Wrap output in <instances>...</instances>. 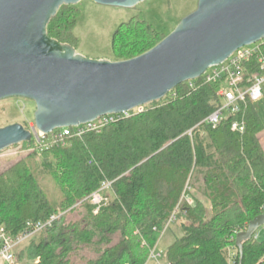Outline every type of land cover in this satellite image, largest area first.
Listing matches in <instances>:
<instances>
[{
    "label": "trees",
    "instance_id": "16d2710c",
    "mask_svg": "<svg viewBox=\"0 0 264 264\" xmlns=\"http://www.w3.org/2000/svg\"><path fill=\"white\" fill-rule=\"evenodd\" d=\"M79 16L77 6H63L48 26L49 36L76 48ZM162 37L132 18L115 32L113 55L132 60ZM255 62L252 73L260 70ZM220 105L216 88L199 78L194 88L184 83L100 134L68 137L65 145L44 149L34 138L22 143L34 151L0 176V230L16 236L28 223L62 215L20 251L19 259L33 264H147L176 212L188 223L165 251L168 264H233L231 253H236L234 264H240L236 237L264 214V149L259 142L264 124L254 103H248L236 119L216 128L200 125ZM241 118L247 124L243 135L231 130ZM32 157L40 158L43 174L53 176L62 193L59 206L39 184ZM105 182L112 185L95 213L88 198ZM192 182L211 209L195 194L191 202L184 201ZM79 209L81 218L68 221ZM242 264H264V240L256 233L243 241Z\"/></svg>",
    "mask_w": 264,
    "mask_h": 264
},
{
    "label": "water",
    "instance_id": "95a60500",
    "mask_svg": "<svg viewBox=\"0 0 264 264\" xmlns=\"http://www.w3.org/2000/svg\"><path fill=\"white\" fill-rule=\"evenodd\" d=\"M81 1L0 0V102H35V126L46 135L160 101L264 40V0H199L198 9L146 54L121 62L93 60L48 34L60 9ZM92 1L130 9L146 0ZM32 138L22 124L2 127L0 154ZM263 226L264 214L237 235L240 264L243 241Z\"/></svg>",
    "mask_w": 264,
    "mask_h": 264
},
{
    "label": "rangeland",
    "instance_id": "374dc122",
    "mask_svg": "<svg viewBox=\"0 0 264 264\" xmlns=\"http://www.w3.org/2000/svg\"><path fill=\"white\" fill-rule=\"evenodd\" d=\"M198 4L199 0H146L134 8L126 9L103 6L92 0H82L76 5L80 10V16L74 29V34L78 39V44L75 48L76 53L93 60H108L111 62L124 61L114 57L112 47L113 36L122 24L129 22L132 18H138L146 22L154 32L165 36L157 39V43L155 44L156 47L166 37L172 34L186 17L193 14L198 9ZM249 48H254V45L249 46ZM152 49H150V51ZM255 104L264 123V99H261ZM35 113L36 104L31 100L16 98L1 101L0 128L16 123L28 127L32 124L35 125ZM30 153L32 152L24 149L22 145L15 146L1 153L0 176L20 162L28 159ZM29 163L39 184L42 186L53 205L59 206L62 193L53 176L41 172V160L39 157L30 158ZM188 190L190 191V196L184 199L185 202L186 200L187 202H191L193 194L202 201H206L203 195L198 191L197 183L192 182ZM206 207L209 208V206ZM82 213L83 211L81 209L72 212L68 216V221L79 220ZM185 223H188L185 218L177 216L173 224L164 231L165 234L161 237L158 247L156 248V253L161 254L162 257L155 260L152 259L151 255V259L147 264H168L165 258V251L174 243L176 236H179L177 234H179L180 226ZM259 236H261L259 241H263L264 226L257 230L256 238ZM117 240L118 237L115 238V241ZM27 247L28 245L17 252L14 264H33V262L27 259H19L20 253L26 250Z\"/></svg>",
    "mask_w": 264,
    "mask_h": 264
},
{
    "label": "built area",
    "instance_id": "2783aa9c",
    "mask_svg": "<svg viewBox=\"0 0 264 264\" xmlns=\"http://www.w3.org/2000/svg\"><path fill=\"white\" fill-rule=\"evenodd\" d=\"M253 44L254 48L246 46L234 54H232L224 63L207 70L201 77L206 85L216 88L217 98L221 105L200 125L206 124L216 128L221 123L229 118H238L242 113V107L248 103H256L264 97V56L261 53V44ZM252 46V45H251ZM259 71L252 73L254 61ZM195 81V80H194ZM194 81L187 82L190 88H194ZM144 106L136 108L125 114H111L97 120L80 125L78 127L63 128L46 135L36 129L35 125H30V131L36 141V145L41 148H48L50 145H65L68 137L81 138L88 133L100 134L110 124L116 123L121 119L130 118L134 114L144 112ZM247 124L245 119H237L231 125L232 132L245 134ZM192 131L188 134L191 135ZM31 152L34 149L30 150ZM111 182L103 183L102 187L89 198L91 205L95 207V213H98L101 204L103 203V194L111 187ZM60 215H53L47 222L43 223H28L24 232L11 236L2 228L0 230V261L4 264H14L16 254L24 246L28 245L33 239L38 237L45 229L52 227L53 223L59 219ZM177 213L175 212L167 223L165 231L176 220ZM156 250L152 253V259L158 260L162 256L157 254ZM231 262L236 258V253H231Z\"/></svg>",
    "mask_w": 264,
    "mask_h": 264
},
{
    "label": "crops",
    "instance_id": "0c3cea01",
    "mask_svg": "<svg viewBox=\"0 0 264 264\" xmlns=\"http://www.w3.org/2000/svg\"><path fill=\"white\" fill-rule=\"evenodd\" d=\"M263 91H264V89H263ZM263 99H264V97H263ZM254 105H256V104H254ZM256 107V106H255ZM256 110H257V108H256ZM258 112V111H257ZM258 114H259V112H258ZM260 116V115H259ZM261 118V117H260ZM262 120V119H261ZM263 122V121H262ZM264 124V123H263ZM259 142H260V144H261V146H262V148L264 149V129L261 131V133L259 134ZM203 203L206 205V206H209V209H211L210 208V203L206 200V201H203ZM260 237L261 236H259V237H257L258 238V240H260ZM0 264H3L2 262H0Z\"/></svg>",
    "mask_w": 264,
    "mask_h": 264
}]
</instances>
